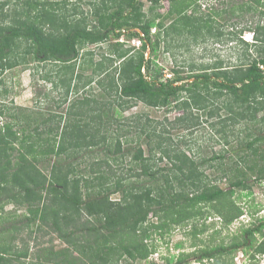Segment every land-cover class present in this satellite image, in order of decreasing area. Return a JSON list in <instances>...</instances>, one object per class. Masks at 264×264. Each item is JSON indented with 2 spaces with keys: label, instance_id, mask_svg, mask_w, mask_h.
Wrapping results in <instances>:
<instances>
[{
  "label": "trees",
  "instance_id": "1",
  "mask_svg": "<svg viewBox=\"0 0 264 264\" xmlns=\"http://www.w3.org/2000/svg\"><path fill=\"white\" fill-rule=\"evenodd\" d=\"M148 1L145 11L142 0H88L91 8L85 11L68 0H15L11 12H5V7L13 0L0 1V86L4 74L14 67L31 61L52 63L42 79L64 87L59 107L70 102L66 112L46 113L22 106L13 112L0 99V264H26L32 238L13 245L26 230L30 237L52 231L66 244L60 249L41 248L32 264L145 260L157 251L154 233L164 235L181 226H189L188 235L202 243L194 241L176 259L166 257L164 262L151 264H234L238 251L251 261L264 256V218L258 216L261 207L250 204L245 209L239 201L242 191L249 195L252 185L264 180L262 127L248 134L251 139L239 140L237 147L226 135L220 139L224 150L209 158L216 161L212 167L219 176L208 180L203 168L207 158L172 147L170 138L162 136L164 129L148 127L138 118L136 123L127 122L126 132L114 136L108 131L115 107L108 106V100L93 107L88 105V96L78 98L80 89H90L97 82L103 99L116 95L112 100L121 107L143 101L157 108L182 110L174 121L187 128L199 122L194 109L207 110L211 118L216 117L222 124L220 132L228 120L264 125V0H231V8L210 7L208 12L202 10L201 0H168L166 13L160 11L162 0ZM258 10L261 17L255 26L242 24L244 16ZM228 12L240 21L216 24V17ZM154 27L158 31L153 34ZM245 31L253 32V41L243 38ZM122 36L138 38L142 44L126 46L119 40ZM226 39L245 49L242 61L233 66L221 60L200 67L190 64L188 73L174 67V77L164 78L163 68L146 56L148 49L152 55L162 48L173 51L179 41L188 46L191 41ZM91 44L105 45L99 60L95 50L89 49ZM3 91L7 93L8 88L1 86L0 98ZM227 113L229 116H224ZM4 115L11 120L1 121ZM133 129L137 140L126 135ZM143 141L148 142V154ZM130 142L134 146L125 147ZM227 151L231 152L228 157ZM125 158H130V172L119 173L115 165ZM164 158L168 165L160 167ZM224 178L228 187L219 183ZM115 193L120 194L119 199L111 198ZM11 203L26 210L21 214L5 211ZM245 213L251 220L221 235L219 243L209 244ZM211 216L219 217L222 225L206 243L201 235L210 227L201 220ZM16 217L20 221L13 222Z\"/></svg>",
  "mask_w": 264,
  "mask_h": 264
},
{
  "label": "rangeland",
  "instance_id": "2",
  "mask_svg": "<svg viewBox=\"0 0 264 264\" xmlns=\"http://www.w3.org/2000/svg\"><path fill=\"white\" fill-rule=\"evenodd\" d=\"M3 1V0H0ZM71 3H77L81 6L85 11L89 10L91 8L88 0H68ZM145 3L144 10L147 11L150 6V1L148 0H142ZM223 0H201L203 2L202 10L205 12H208V8L214 7V8H231L232 3L234 1L226 0V3H222ZM229 1V2H228ZM241 1V0H237ZM228 2V3H227ZM236 2V1H235ZM14 4H16L15 0L10 5H7L5 7V12H11V10H14ZM72 4L69 5V7ZM229 5V6H227ZM169 9V1L168 0H162V7L161 12L166 13ZM261 14L258 11H252L248 13L246 16L243 17V20H241L242 24H249L252 26H255L257 21L260 19ZM222 18V19H221ZM224 18V19H223ZM217 21L216 24L218 25H226L227 23H231L234 21H240L239 17L232 16L229 12L225 14L224 17H216ZM241 25V24H240ZM228 31L230 27L226 28ZM157 28H153L152 32L153 34L157 32ZM252 33L251 31H245L243 33V38L245 40L252 41ZM155 37V35H153ZM224 38H228V36H225ZM119 40L124 41L126 43V46L135 45V46H141L142 42L138 38H133L128 40L126 36H122ZM184 40V39H183ZM175 43V42H174ZM89 49H94L96 52V60H99L101 57V53L106 51L105 45L102 47H97L94 44H91L88 46ZM173 51H165L164 48L160 49L158 51L157 55H152L150 52V49L146 51L147 57H153L155 59L156 63L155 65L163 68V77L164 78H170L174 77L172 73V68L176 67L178 68L182 74L188 73V70L190 69V64H196V66L200 67L203 64H212L217 60H221L224 65L226 66H233L238 61H242L241 55L244 56L245 49L243 46L237 45V41H230V40H224L223 42H219L217 40H209L207 42L203 43H196L194 41H191L188 43V46L183 42L179 41L178 43H175L173 46ZM119 62L115 63L117 65ZM53 67L52 63H39V62H33L31 61L29 64H21L17 67H14L11 70H8L4 74V82L1 85L3 88H8V92L5 93L3 91V96L0 98L1 100L5 101L7 105L11 107L9 111L18 112V110H22L21 108H18V106H22L24 108H34L33 110H44L46 113L49 112H66L67 107H69L70 102L64 103L62 107H59V103L62 99V95L65 91L64 87H55L51 82L44 81L42 79V74L45 72L46 69H51ZM146 72V70H145ZM90 72H86V74H89ZM113 74V72L111 71ZM111 75V74H110ZM58 80V76L56 77ZM105 82H107V78H104ZM110 79V77H109ZM193 80V79H192ZM109 81V80H108ZM0 86V88H1ZM93 88V89H92ZM92 88L87 89H80V94L78 98L86 97L88 96L90 99L89 106L93 107H99L100 104L107 102L108 100V106L115 107L112 109L111 114L114 113L115 118H113L111 129L108 131L109 134H112L114 136L126 132L125 130L128 127V123H136L137 119L140 118V121L143 123H146L148 127H154L157 125L158 130L164 129L165 131L162 136H166L169 139L170 145L175 148H180L181 150H187V152L193 156L201 157V158H207V163L204 165V170L207 175L208 180H214L216 177H218V171L216 168L212 167L216 164V161H212L209 158L215 154L216 152L220 153L223 149V143L219 141L220 139L223 140L224 136L226 135V138H228L231 143L237 147V143L239 140H248L251 139L252 136H249L248 134L250 132H256L258 131V127H262L264 135V125L262 122H247L246 120L242 122H234L231 120H228L227 126L223 127L225 130L223 132H220V128L222 129V124H219L217 122V118L213 117L211 118L207 110H197L194 109V117H197L200 115L198 119V124L192 128H187L186 126L181 125L180 123L175 122V118L181 114H183L182 110H168L166 107L157 108L150 105L145 104L143 101H137L134 105L129 107H124L118 105V102H113V98L115 99L116 95H107L106 97H102L101 92L103 91L102 88L98 87L97 82L92 85ZM45 93L49 94V97H45ZM75 96L71 94V97ZM50 98H53L52 100ZM103 102L101 103V101ZM112 100V101H111ZM11 101H14L13 103L16 105V109L13 106ZM221 104L219 103L215 104V109ZM106 106L107 108H109ZM89 109V107H88ZM221 113L223 110L221 109ZM225 113V112H223ZM262 112L259 113L257 116L258 118H261ZM224 116H229L227 113ZM118 120L116 121L115 119ZM130 118V119H129ZM129 119V120H128ZM11 117L4 115L1 118V121H10ZM213 122L216 124H213ZM152 125V126H151ZM258 128V129H257ZM114 133V134H113ZM136 134L135 130L133 129L132 132H128L126 135L129 136L131 139L137 140V137L134 135ZM119 136V135H118ZM254 136V135H253ZM125 137H123V140ZM225 139V138H224ZM154 140V139H153ZM168 140V139H167ZM128 145L134 146V142L125 143V147ZM136 146V144H135ZM143 149L145 151V154H148L149 151V145L148 142L143 141ZM100 155H103V153H100ZM160 153H158V156ZM226 157L231 155L230 151L225 152ZM156 156V157H158ZM83 157V156H81ZM79 157L78 160L82 161L83 159ZM89 155L85 156L84 158H88ZM130 158H125L124 162L122 163L121 160H119V163L115 165V168L119 173H128L130 168ZM213 164V165H212ZM86 164L85 162L82 163V167H84ZM168 165V161L166 158H164L161 162H159V166L163 167ZM170 167V164H169ZM150 180V179H147ZM150 182V181H149ZM227 180L220 179L219 183L224 186L228 187ZM252 192H249V195H247V190L242 191L243 198L240 199V203L244 206L245 209H249L248 205L255 206L256 208H260L258 212L259 217L264 218V180L254 183L251 188ZM112 199H119L120 194L115 193L111 195ZM253 208V207H252ZM250 208V209H252ZM5 211H11V210H17L19 214L24 212L26 209L25 207L16 209L15 204H7L5 206ZM250 212V210H249ZM154 221H157L156 217H152ZM18 222L19 217H16L14 219ZM206 221L205 224L209 225V229L206 231L205 234H202L201 237L204 238L205 242L208 243L210 239L213 237L211 236V233L218 227H220L221 219L219 217L211 216L208 218H204L201 221ZM250 218V214L243 215L239 220H236L230 227V229L225 230L224 232L219 233L215 235V237L210 241V245L217 244L221 241V235L225 236L228 232H233L238 229L242 225V223H247ZM10 225V223H8ZM203 222H201V226H203ZM189 226L184 227L181 226L177 229L172 230L170 233H166L164 235L159 233H154L155 244L157 246V251L151 255L148 259L145 260H137L135 262H129V264H151L152 262L161 263L164 262L166 257H176L179 252L182 249L189 250L191 248V245L194 241H197L198 243H202L200 240H195L191 235H188ZM10 236V235H9ZM19 238L13 241V245L20 246L23 244V240L29 238H32L31 240V256L26 259V264H32L33 261H35V255L37 254V251L41 248L46 247H54L55 249H60L66 246L65 243H63L57 235L48 230L40 231L33 233L30 237L28 230L24 231L23 233L18 235ZM200 238V237H199ZM10 240V238H8ZM176 259V258H175ZM24 262V261H23ZM18 264V261H14V264ZM124 263V262H123ZM190 264H205L200 262H191ZM234 264H264V256H260L257 261H251L250 257L245 254L242 251H238L235 253L234 257Z\"/></svg>",
  "mask_w": 264,
  "mask_h": 264
},
{
  "label": "clouds",
  "instance_id": "3",
  "mask_svg": "<svg viewBox=\"0 0 264 264\" xmlns=\"http://www.w3.org/2000/svg\"><path fill=\"white\" fill-rule=\"evenodd\" d=\"M247 41H249V40H247ZM252 41H253V33H252Z\"/></svg>",
  "mask_w": 264,
  "mask_h": 264
}]
</instances>
